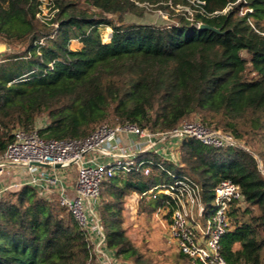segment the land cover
Masks as SVG:
<instances>
[{
  "label": "trees",
  "instance_id": "16d2710c",
  "mask_svg": "<svg viewBox=\"0 0 264 264\" xmlns=\"http://www.w3.org/2000/svg\"><path fill=\"white\" fill-rule=\"evenodd\" d=\"M200 1L47 0L43 16V0H0V43L21 48L0 52V154L17 130L80 139L109 122L160 132L198 120L242 144L214 147L186 137L179 164L157 158L149 174L107 179L101 226L105 247L122 264H155L128 235L122 198L134 191L151 197L152 210H165L170 224L173 200L159 189L174 181L171 168L200 184L207 205L222 180L240 185L242 201L231 207L221 252L227 264H264V0ZM179 4L193 12L177 11ZM150 7L177 21L124 19ZM201 22L220 31L200 28ZM102 26L112 28L108 41ZM134 177L144 184L135 185ZM93 249L58 196L30 185L1 194L0 264H100ZM177 258L196 262L180 250Z\"/></svg>",
  "mask_w": 264,
  "mask_h": 264
},
{
  "label": "built area",
  "instance_id": "2783aa9c",
  "mask_svg": "<svg viewBox=\"0 0 264 264\" xmlns=\"http://www.w3.org/2000/svg\"><path fill=\"white\" fill-rule=\"evenodd\" d=\"M43 2L44 16L47 0ZM192 3L199 5L203 2L192 0ZM231 6L229 4L222 12ZM246 12V8H241V14ZM186 137L214 147L242 146L230 132L211 129L198 120H183L172 130L160 132H151L129 122L114 127L104 123L80 139L48 140L37 130H17L14 140L0 154V196L9 189L26 185L37 188L46 197L58 196L60 204L67 207L86 230L95 245L93 252L100 254L101 250L96 247H105V236L96 205L104 182L117 171L124 175L144 170L149 174L155 161L140 156L157 151L165 139L182 141ZM57 164L60 167H56ZM74 168L77 171L75 177L71 173ZM168 172L175 179L159 192L164 191L173 200L169 227L177 247L196 262L227 264L221 252V242L230 225L231 207L242 201L240 185L230 179L222 180L215 188V204L208 206L199 183L189 176ZM107 263L110 262L104 258L100 261V264Z\"/></svg>",
  "mask_w": 264,
  "mask_h": 264
},
{
  "label": "rangeland",
  "instance_id": "374dc122",
  "mask_svg": "<svg viewBox=\"0 0 264 264\" xmlns=\"http://www.w3.org/2000/svg\"><path fill=\"white\" fill-rule=\"evenodd\" d=\"M182 5L181 8H178L177 11H181L184 8H189V6ZM140 7H143L144 4L140 3ZM49 14V7L46 5L44 9V15ZM124 19L127 22H136L140 24H154L157 26H166L177 21V17H170V13L163 9H157L155 7L146 8L141 14L136 12H126L124 14ZM100 32L105 41L110 39L112 28L109 26H102ZM6 45V44H5ZM7 46V45H6ZM72 48H77L79 43L73 41ZM19 47V46H18ZM4 46L0 45V49L3 51L10 52L11 50L21 51L20 47L17 49H11L7 46L4 49ZM197 119V118H196ZM195 120V119H194ZM110 126L114 127L112 123H107ZM180 145L181 140L175 138L165 139L160 143V146L157 151L145 152L143 155L148 156L151 160L155 161L157 158L161 160H166V162H172L174 164L180 163ZM155 162H160L156 160ZM171 171H174L171 168ZM72 176L75 177L77 171L74 169L71 170ZM118 175V171L117 174ZM132 182L135 185L142 186L143 181L138 180L137 177L132 179ZM102 193V191H101ZM144 199L142 194L138 191L126 195L122 199L124 200V218H125V227L127 228L128 235L132 240L141 248V250L150 257L153 258L155 264H197L196 262L186 260L184 258L178 259L179 248L177 247L176 241L172 236L169 219L165 218V214L161 211L152 210L149 199ZM102 195L97 201V211L100 214V204L102 202ZM214 199L208 202V206H213ZM241 206L244 208L245 204L242 202ZM94 248L95 245L93 244ZM96 248L101 250L100 254L103 255L105 260H108L109 264H122L121 260L117 258L114 252L102 245H98ZM178 259V261H177Z\"/></svg>",
  "mask_w": 264,
  "mask_h": 264
},
{
  "label": "water",
  "instance_id": "95a60500",
  "mask_svg": "<svg viewBox=\"0 0 264 264\" xmlns=\"http://www.w3.org/2000/svg\"><path fill=\"white\" fill-rule=\"evenodd\" d=\"M199 25H200V28L210 29V30H212V31H214V32H219V31H220L219 28H217V27H215V26H212V25H210V24H207V23H205V22H201ZM56 167H60V165L57 164Z\"/></svg>",
  "mask_w": 264,
  "mask_h": 264
},
{
  "label": "crops",
  "instance_id": "0c3cea01",
  "mask_svg": "<svg viewBox=\"0 0 264 264\" xmlns=\"http://www.w3.org/2000/svg\"><path fill=\"white\" fill-rule=\"evenodd\" d=\"M0 45L4 46L3 50L7 48V46H6L5 44H3V43H0ZM0 50H1V49H0ZM1 51H2V50H1ZM129 139H133V137H132V138L129 137ZM133 140H134V139H133ZM140 155H141V154H140ZM148 156H151V155H148ZM148 156L142 154V155L140 156V158L148 157ZM148 158H149V157H148ZM0 184H1V183H0ZM0 186H1V185H0ZM93 242H96V240H93ZM96 243H97V242H96ZM96 245H98V243H97ZM96 258H97V261L100 262V261L103 259V255H101V254H97V255H96Z\"/></svg>",
  "mask_w": 264,
  "mask_h": 264
},
{
  "label": "bare ground",
  "instance_id": "6f19581e",
  "mask_svg": "<svg viewBox=\"0 0 264 264\" xmlns=\"http://www.w3.org/2000/svg\"><path fill=\"white\" fill-rule=\"evenodd\" d=\"M1 51V50H0Z\"/></svg>",
  "mask_w": 264,
  "mask_h": 264
}]
</instances>
